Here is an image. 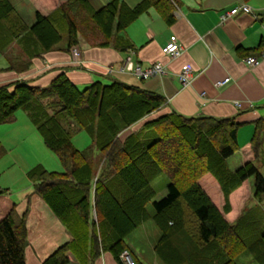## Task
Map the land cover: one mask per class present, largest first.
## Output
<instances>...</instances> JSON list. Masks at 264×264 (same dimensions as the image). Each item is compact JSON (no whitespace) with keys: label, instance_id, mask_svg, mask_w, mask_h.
<instances>
[{"label":"trees","instance_id":"obj_1","mask_svg":"<svg viewBox=\"0 0 264 264\" xmlns=\"http://www.w3.org/2000/svg\"><path fill=\"white\" fill-rule=\"evenodd\" d=\"M174 1L141 0L130 7L108 0L94 9L85 0H65L48 14L35 11L28 25L8 0H0V52L8 53L2 69L26 70L33 57L62 38L63 48L85 39L126 50L132 43L123 28L148 6L171 22ZM163 102L159 93L115 79L78 87L62 70L46 85L21 78L0 83V123L12 121L14 111L23 108L63 167L50 170L35 163L24 172L32 191L70 234L42 264H67L68 253L79 264H91L103 250L122 264L124 237L148 218L158 229L154 249L163 264H238L241 250L264 264V225L245 236L197 182L210 173L225 209L229 193L250 176L253 195L264 196V177L252 159L234 168L226 164L237 149L238 123L233 117L160 111ZM79 129L90 138L82 149L71 142ZM263 133L264 118L259 117L250 148L262 163ZM5 151L0 143V157ZM161 174L167 179L166 191L152 199V182ZM28 198L12 201L0 217V264H24ZM242 222L249 225L246 219Z\"/></svg>","mask_w":264,"mask_h":264},{"label":"crops","instance_id":"obj_2","mask_svg":"<svg viewBox=\"0 0 264 264\" xmlns=\"http://www.w3.org/2000/svg\"><path fill=\"white\" fill-rule=\"evenodd\" d=\"M8 1L29 25L34 20L35 11L48 14L65 0ZM85 1L97 9L108 0ZM121 1L131 7L141 0ZM240 2L246 3L250 11H237L220 18L222 11ZM172 14L173 20L168 23L153 6L140 12L122 30L132 43L126 50L80 39L72 45L79 50V55L74 56L72 46L63 48L65 40L61 39L55 47L33 57L28 68L19 73L2 69L7 65L8 53L0 52L3 61L0 83L21 78L31 84L46 85L60 70L78 87L94 80L104 83L120 80L161 94L164 102L160 111L170 109L184 116L233 117L238 123L234 152H239L241 157L237 165L253 159L250 138L255 120L264 118V62L248 66L242 58L258 56L264 48V0H175ZM171 39L181 46L180 53L173 57L160 50ZM127 57L142 67L159 62L164 66V72L147 78L137 77L124 68ZM184 63L191 66L192 77L187 85L181 86L177 71ZM224 77H228L226 82L215 84ZM12 121L0 123L1 137L16 127L10 124ZM2 196L0 194V198ZM26 196L29 198L25 214L24 264H42L43 258L68 240L70 234L32 188L19 200L12 201L24 203ZM2 212L0 208V214ZM156 238L146 240L145 244L139 243L138 250L126 242L124 248L130 251L136 264H163L154 249ZM67 256V264H79L70 253ZM91 264L120 262L108 250H103Z\"/></svg>","mask_w":264,"mask_h":264},{"label":"rangeland","instance_id":"obj_3","mask_svg":"<svg viewBox=\"0 0 264 264\" xmlns=\"http://www.w3.org/2000/svg\"><path fill=\"white\" fill-rule=\"evenodd\" d=\"M2 62L0 60V64ZM10 124H14L16 127H12L5 135L0 136L2 138L0 143L6 149L5 153L0 157V189L3 190L0 192L3 195L0 198V208L3 210L0 217L12 200H19L21 196L31 191V184L24 173L26 169L35 163H40L43 167L50 170H63L56 155L43 144L39 133L23 108H18L14 112V120ZM138 125L139 122H136L125 129L124 133ZM71 142L76 148L82 149L90 143V138L85 130L79 129L72 133ZM262 151L264 153V135ZM239 158L241 157L237 151L226 157L227 166L229 168L236 167ZM252 161L264 175V163L260 161V157L253 158ZM247 179L243 180L229 193V207L226 209L224 207L225 201L213 176L205 172L197 179L198 184L208 194L224 217L229 222L237 223L239 230H242L245 236H249L264 225V196L259 199L256 198L252 193L251 176ZM166 182L167 179L162 174L153 180L152 183L156 192L152 199H157L165 193ZM247 183L250 184V187H248ZM147 207L151 211L150 202ZM250 218L254 219V222ZM244 219L249 225H245L242 222ZM247 226H251V228ZM157 235L158 229L156 225L148 218L130 231L124 237V240L131 248L138 250L139 243L145 244L146 240H153ZM237 261L238 264H258L252 259L247 250L240 251L237 255Z\"/></svg>","mask_w":264,"mask_h":264},{"label":"built area","instance_id":"obj_4","mask_svg":"<svg viewBox=\"0 0 264 264\" xmlns=\"http://www.w3.org/2000/svg\"><path fill=\"white\" fill-rule=\"evenodd\" d=\"M237 11L248 12L250 11V7L246 3H242V2L234 4L229 8H227L226 10L222 11V13L220 14V18H224L226 15L236 13ZM160 50L163 53H166L169 56L173 57L180 53L181 46L174 39H171L167 41L164 45H162L160 47ZM71 53L74 56H78L79 55L78 48L76 46H72ZM128 58L129 57L125 59V63L123 66L125 69L132 71L137 77L147 78L148 76L154 74H161L164 72V66L159 62L153 63L152 65L147 67H142L137 62L132 63ZM242 60L248 66L257 65L260 62H264V48L260 51L258 56L246 55L242 58ZM191 72H192L191 66L187 63H184L179 67L177 71V79L181 86H185L190 82L192 77ZM227 80L228 77H224L221 80L215 81V84L220 85L226 82ZM119 257L122 264H136L132 254L127 248L121 249V251L119 252Z\"/></svg>","mask_w":264,"mask_h":264}]
</instances>
